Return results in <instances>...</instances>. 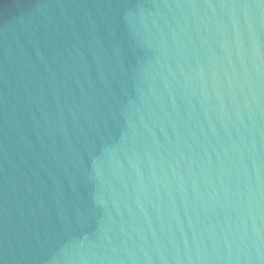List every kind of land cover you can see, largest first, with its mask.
<instances>
[{
	"label": "water",
	"instance_id": "95a60500",
	"mask_svg": "<svg viewBox=\"0 0 264 264\" xmlns=\"http://www.w3.org/2000/svg\"><path fill=\"white\" fill-rule=\"evenodd\" d=\"M0 264H264V0H0Z\"/></svg>",
	"mask_w": 264,
	"mask_h": 264
}]
</instances>
